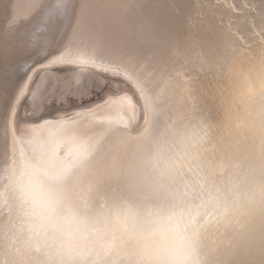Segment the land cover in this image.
I'll return each instance as SVG.
<instances>
[{
	"label": "clouds",
	"instance_id": "clouds-1",
	"mask_svg": "<svg viewBox=\"0 0 264 264\" xmlns=\"http://www.w3.org/2000/svg\"><path fill=\"white\" fill-rule=\"evenodd\" d=\"M224 129L196 164L151 156L156 113L107 135L38 190L0 192V264H237L264 242V51L245 68ZM191 77L181 92L192 104Z\"/></svg>",
	"mask_w": 264,
	"mask_h": 264
},
{
	"label": "bare ground",
	"instance_id": "bare-ground-1",
	"mask_svg": "<svg viewBox=\"0 0 264 264\" xmlns=\"http://www.w3.org/2000/svg\"><path fill=\"white\" fill-rule=\"evenodd\" d=\"M33 3L34 0H0V192L5 195H9L7 186L21 178L31 181L28 185L31 190H38L36 181L41 170L34 161L39 157L40 145L49 139L78 136L72 148L79 152L81 147H87L81 143L87 137L79 134H90L89 129L94 127L89 124L92 117L84 107L61 109L38 118L40 112L35 109L41 105L44 110L45 102L78 79L88 89L93 82L96 87L106 80L114 82L112 77L100 73L106 60L99 52L74 44L57 53L72 40L80 18L81 0H71L67 11L51 21L47 36L52 45L44 52L39 46L29 45L30 39L35 43L44 35L37 26L52 0H35V7ZM89 3L92 25L100 30L102 39L112 42L123 38L118 29L108 35L109 21L119 17L129 26L134 22L143 24L152 33L148 37L151 43L163 41L162 50L152 48L140 61L144 74L155 84L154 90L164 91L152 126L151 156L158 164H196L202 149L217 141L223 132L225 102L229 110L233 104L240 107L231 99L243 87L235 68H247L264 51V0H89ZM121 4L127 7H119ZM189 77L195 89L191 105L180 90ZM22 88L28 101L27 105L20 102L16 105L11 126L20 137L13 138L9 113ZM109 91L103 93L98 103ZM136 100L143 109L139 94ZM90 106L95 108V104L86 108ZM117 111L118 105L108 107L96 119L108 127L107 118L115 121ZM41 117H48L59 126L36 124ZM139 123L143 124L142 115ZM111 127V132L125 128L119 122ZM239 247L237 264H264V242L258 237L242 239Z\"/></svg>",
	"mask_w": 264,
	"mask_h": 264
},
{
	"label": "snow or ice",
	"instance_id": "snow-or-ice-1",
	"mask_svg": "<svg viewBox=\"0 0 264 264\" xmlns=\"http://www.w3.org/2000/svg\"><path fill=\"white\" fill-rule=\"evenodd\" d=\"M70 3L71 0H52L50 9L41 18L37 26L40 34L44 35L40 36L35 43L30 39L29 46H39L40 51L44 52L52 45V41L47 36L49 25L57 15L67 11ZM32 6L35 7V0ZM91 7L89 0H81L80 18L76 30L73 32L72 40L62 45L57 50V53L74 44L87 47L93 52H99L102 58L106 60V63L102 65L103 72L100 73L112 77L114 82H104L106 85H110L111 91L106 93L102 102L95 104L94 109L91 106L85 108L92 117L89 120V124L94 126L89 129L90 134H79L87 137L86 141H81L82 144L86 143L87 147H81L79 152L73 151L72 145L77 141L78 136L49 139L39 146V157L34 163L38 169L53 179L72 170L85 159L94 146L101 143L111 133V125L114 122L122 123L127 127L133 121L138 120L141 115L144 118L146 112L150 111L155 114L164 95L163 89L159 92L154 90L155 84L153 80H150L144 74L140 64L141 59L152 48L162 50L163 41L160 40L155 44L151 43L148 37H151L152 33L146 31L143 24L134 22L129 26L125 20L119 17L109 21L111 28L108 30V35L111 36L113 30L118 29L123 38L112 42L102 39L100 30L92 25L90 17ZM119 7L126 8L127 5L121 4ZM28 91L32 92L31 89ZM24 93L25 89L22 88L11 109V116L15 117L16 105L24 97ZM137 94L143 100V109H140L139 101L136 100ZM87 95H89V89L78 79L74 85L56 95L55 99L57 102H65L69 97H84ZM114 105H118L115 121H113L112 117H108V127H105L103 122H99L96 119L97 114L103 113L106 108ZM35 111L41 112L43 107L40 105ZM35 123H43L45 127L50 128L59 126L51 123L48 117H41Z\"/></svg>",
	"mask_w": 264,
	"mask_h": 264
},
{
	"label": "rangeland",
	"instance_id": "rangeland-1",
	"mask_svg": "<svg viewBox=\"0 0 264 264\" xmlns=\"http://www.w3.org/2000/svg\"><path fill=\"white\" fill-rule=\"evenodd\" d=\"M109 81V80H106ZM105 82V81H104ZM102 83L99 87L94 86L95 82H93V84L89 87V95L84 96V97H69L67 99V101L65 102H57L56 99H54L56 97V95H54V97L52 96L51 99H49L47 102L44 103V110L41 111L37 118L45 115V114H52V113H56L58 111H60L61 109H71L74 107H81L85 110L86 106H88L89 104H96L98 103L103 96V93H105V91L110 90L111 87L110 85H106L105 83ZM93 86V87H92ZM94 88V89H93ZM27 98L24 97L21 98V100L19 101L20 103H23L25 105H27ZM68 113V112H67ZM11 113H9V118H11L10 121V135L14 138H19L20 135L17 134L15 132V130L13 129V125L11 126V122H12V116L10 115ZM70 115H66V118H69ZM12 127V128H11ZM14 130V131H12ZM15 134V135H14ZM53 137V136H52Z\"/></svg>",
	"mask_w": 264,
	"mask_h": 264
}]
</instances>
